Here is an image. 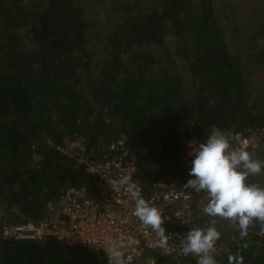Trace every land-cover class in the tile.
Listing matches in <instances>:
<instances>
[{
	"label": "trees",
	"instance_id": "16d2710c",
	"mask_svg": "<svg viewBox=\"0 0 264 264\" xmlns=\"http://www.w3.org/2000/svg\"><path fill=\"white\" fill-rule=\"evenodd\" d=\"M109 1L102 24L87 0H0V228L43 220L61 187L96 179L56 149L66 142L82 140L89 154L126 133L146 191L188 176L186 145L213 125L233 134L264 125L246 70L263 60L264 23L243 41L234 24L228 45L212 0ZM230 220L236 241L221 264H264L260 222L241 237ZM0 264L104 263L53 236L0 235Z\"/></svg>",
	"mask_w": 264,
	"mask_h": 264
},
{
	"label": "built area",
	"instance_id": "2783aa9c",
	"mask_svg": "<svg viewBox=\"0 0 264 264\" xmlns=\"http://www.w3.org/2000/svg\"><path fill=\"white\" fill-rule=\"evenodd\" d=\"M235 134L238 139L233 141V146L246 147L255 157L264 140V125L248 127ZM56 149L72 158L85 173L95 175L96 179L89 186L61 187L57 197L46 202L47 216L43 220L5 223L0 228L1 237L41 242L53 236L70 246L87 250L104 264H108L106 250L109 241L120 244L126 264L142 260L144 264H197L196 256L185 255L182 251L184 236L193 227L214 225L220 233L212 253L217 264L232 253L231 247L236 241L235 225L225 219L230 231L223 232L219 217L204 212L207 204L202 195L205 193H195L184 187L189 175L154 181L148 190H144L135 177L136 164L130 154L126 133L118 132L108 143L89 154L82 140L66 142ZM181 163L189 169L190 157H181ZM88 188L93 191L89 193ZM133 192H139L161 211L168 251L158 245L156 235L134 215Z\"/></svg>",
	"mask_w": 264,
	"mask_h": 264
},
{
	"label": "clouds",
	"instance_id": "9594fccd",
	"mask_svg": "<svg viewBox=\"0 0 264 264\" xmlns=\"http://www.w3.org/2000/svg\"><path fill=\"white\" fill-rule=\"evenodd\" d=\"M238 134L221 130L213 125L205 139L188 153L191 157L189 179L184 187L195 193H205L208 203L204 212L238 222L241 237L247 235L248 226L257 220L264 234V187L248 183L250 175L264 170V162L253 158L246 147H234ZM135 200L134 215L140 223L158 238V245L167 248L164 218L161 211L147 202L139 192L132 193ZM220 233L214 225L189 229L182 241L185 255L197 257V264H217L212 253ZM108 264H126L120 244L109 241L106 250ZM232 257H229L231 264Z\"/></svg>",
	"mask_w": 264,
	"mask_h": 264
},
{
	"label": "rangeland",
	"instance_id": "374dc122",
	"mask_svg": "<svg viewBox=\"0 0 264 264\" xmlns=\"http://www.w3.org/2000/svg\"><path fill=\"white\" fill-rule=\"evenodd\" d=\"M87 3L88 14L94 17L96 21H99V23L102 22L103 24L105 11H108L110 8V6L106 5L112 6V1L87 0ZM212 3L217 15L222 21V24L226 27L225 37L228 45L230 44L229 33L234 24L237 25L239 29L238 33L241 37V41H243L244 39L249 37L250 30L254 29L255 25L264 23V0H212ZM256 42L260 45L259 49L262 50L263 60L261 62H257V56L255 58H251V63L246 66V70L249 74L248 78L252 97L264 99V39L257 36ZM165 47L168 49L172 48L171 36H166ZM191 147H196L194 142H189L186 145V150L182 154V157H189L188 153L191 151ZM253 158L264 161V140L262 141L259 150L256 152V156ZM247 182L256 184L260 187H264V170H262V172L259 174L250 175ZM202 200L204 203H208V197L206 194L202 195ZM3 216L4 214L2 213V211H0V221H3ZM218 217V223L219 225H221L223 232H229L230 229L226 225L225 218H222L220 216ZM144 263V260H142L140 263L135 264Z\"/></svg>",
	"mask_w": 264,
	"mask_h": 264
}]
</instances>
